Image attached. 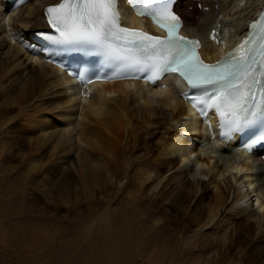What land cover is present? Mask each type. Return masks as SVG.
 I'll return each instance as SVG.
<instances>
[{
  "label": "bare ground",
  "instance_id": "1",
  "mask_svg": "<svg viewBox=\"0 0 264 264\" xmlns=\"http://www.w3.org/2000/svg\"><path fill=\"white\" fill-rule=\"evenodd\" d=\"M59 1L31 0L9 13L0 0V156H15L30 171L51 163L54 177L75 179L88 193L112 184L118 194L125 182L137 199L173 196L175 214L162 212L177 231L172 238L210 247L199 253L211 251L213 264H239L264 247V164L258 157L245 161L230 144L225 150L217 146L208 124L179 97L174 83L185 88L175 75L163 79L165 87L81 85L44 61L33 35L47 27L44 6ZM263 5L264 0H203L180 2L176 9L185 21L183 33L199 37L201 55L214 61L239 41ZM122 8L127 27L152 31ZM111 204L98 217L108 220ZM211 227H218L212 237Z\"/></svg>",
  "mask_w": 264,
  "mask_h": 264
},
{
  "label": "rangeland",
  "instance_id": "2",
  "mask_svg": "<svg viewBox=\"0 0 264 264\" xmlns=\"http://www.w3.org/2000/svg\"><path fill=\"white\" fill-rule=\"evenodd\" d=\"M10 137H4L8 143ZM50 164L31 172L15 156H0V264H213L211 251L199 253L210 247H188L172 238L177 231L162 212L175 214L173 196L137 199L125 182L121 194L112 184L88 193L75 179L55 178ZM108 204L109 219L98 217ZM217 231L211 227L208 233ZM263 256L262 246L238 262L264 264Z\"/></svg>",
  "mask_w": 264,
  "mask_h": 264
},
{
  "label": "snow or ice",
  "instance_id": "3",
  "mask_svg": "<svg viewBox=\"0 0 264 264\" xmlns=\"http://www.w3.org/2000/svg\"><path fill=\"white\" fill-rule=\"evenodd\" d=\"M145 2L154 5V22L168 33L166 38L122 26L118 0H61L45 13L53 34L42 35L60 46V51L101 57L112 74L100 73L96 78L147 74L155 81L166 73L177 74L194 90V107L201 113L214 109L218 114L222 135L264 126V76L255 74L258 65L264 66V39L259 49H246L249 41L245 40L222 61L206 64L197 52L199 42L177 34L179 18L169 4L163 0ZM169 19L174 23H168ZM86 82H93V78ZM260 140L264 141V135Z\"/></svg>",
  "mask_w": 264,
  "mask_h": 264
}]
</instances>
